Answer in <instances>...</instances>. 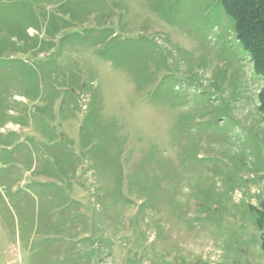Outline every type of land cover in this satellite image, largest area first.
Masks as SVG:
<instances>
[{"label":"rangeland","instance_id":"1","mask_svg":"<svg viewBox=\"0 0 264 264\" xmlns=\"http://www.w3.org/2000/svg\"><path fill=\"white\" fill-rule=\"evenodd\" d=\"M152 7L125 0L112 25L122 37L155 39L171 53L180 82L198 81L206 96L216 83L217 95L227 98L233 84L242 94L228 132L235 144L216 134L169 135L184 106L148 101L162 69L138 91L94 49L80 48L37 74L23 76V67L1 71L0 116L14 92L44 95L20 117L41 123L50 141L51 128L65 136L52 146L27 140L14 151L18 161L0 166V264H264V126L257 98L264 80L237 53L234 22L217 0L183 1L173 25ZM69 74L81 75L90 88L68 96ZM53 84L61 88L45 93ZM251 131L260 142L241 144ZM194 143L209 160L183 162ZM8 157L0 153L2 162ZM258 214L260 228L253 225Z\"/></svg>","mask_w":264,"mask_h":264},{"label":"trees","instance_id":"2","mask_svg":"<svg viewBox=\"0 0 264 264\" xmlns=\"http://www.w3.org/2000/svg\"><path fill=\"white\" fill-rule=\"evenodd\" d=\"M123 1L125 0H0V63L6 64L4 67L0 64V72L23 67L21 75L29 72L37 74L45 64L57 63L64 52L80 48L94 49V56L125 73L138 91L150 86L156 79V72L162 69L164 74L148 95V101L151 104H171L169 101L174 99L173 106H184L176 116L169 135L174 137L176 132L182 131L199 139L205 134H216L227 144H235L228 132L233 122L232 108L242 94L231 82L233 86L231 85L232 90L227 98L217 95L221 88L216 83L212 85L210 95L206 96L204 88L195 87L198 81H187L186 85L180 82L169 62L171 53L164 51L155 39L146 36L122 37L113 27L112 19L113 12ZM147 1L153 6L154 13L165 23L173 25L179 14V5L185 0ZM217 1L234 22L237 53L247 58L254 76L264 80V0ZM90 19L92 23L84 27ZM17 54L29 55L30 59L14 58L13 55ZM44 54L49 57L39 58ZM64 76L66 78V74ZM66 81L65 92L68 96L78 97L90 88L81 75L73 78L69 74ZM54 85L56 84L47 88L45 93L51 94L61 88ZM176 86H179L177 90ZM193 86L194 89L186 91ZM18 95L36 100L40 94ZM257 98L264 126V88L258 92ZM254 134L253 131L249 132L245 139L240 140L241 144L246 146L247 142L256 146L260 141ZM262 137L264 139V129ZM190 147L194 151L192 155H186V149L183 162L189 158L198 162L209 160L200 157V144L194 143ZM121 148L119 143V153ZM155 151L156 147H150L147 157L150 158ZM249 151L253 152L254 149L251 147ZM117 157L118 154L116 159ZM217 160L210 159L212 162ZM117 174L120 175V170H117ZM258 217L253 221L256 228L261 227L260 214ZM261 248L264 250V242Z\"/></svg>","mask_w":264,"mask_h":264},{"label":"crops","instance_id":"3","mask_svg":"<svg viewBox=\"0 0 264 264\" xmlns=\"http://www.w3.org/2000/svg\"><path fill=\"white\" fill-rule=\"evenodd\" d=\"M42 97L43 96L39 95L36 100H28L18 95V93H13L9 98L12 104H5V110H3L4 115L0 116V153L6 152L9 156V161L2 162L0 158V166L10 165L12 164V160L16 161L18 159V154L14 153V151L18 149L20 145L25 144L27 140L32 139V141L37 142L40 146L48 141V145L52 146L54 143H58L61 137L64 138L65 133L64 131H60V127L57 129L51 128V142L48 138H45L46 136L44 133L48 134L49 132H47L46 129L43 130V128H40L41 123L37 126L39 124L38 122L34 124L33 120H25L20 117L19 114H28L30 112L28 105L33 107L34 104L40 103ZM59 100L58 98V100L55 99L53 101L55 103L56 101L59 102ZM49 128H47V130H50ZM26 132L27 134H25Z\"/></svg>","mask_w":264,"mask_h":264}]
</instances>
